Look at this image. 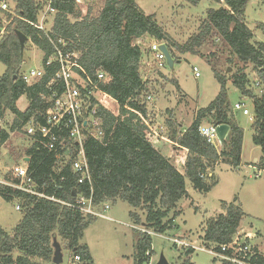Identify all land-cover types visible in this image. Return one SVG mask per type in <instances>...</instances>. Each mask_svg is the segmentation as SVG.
I'll return each instance as SVG.
<instances>
[{
    "label": "trees",
    "instance_id": "trees-1",
    "mask_svg": "<svg viewBox=\"0 0 264 264\" xmlns=\"http://www.w3.org/2000/svg\"><path fill=\"white\" fill-rule=\"evenodd\" d=\"M11 1L15 12L23 19L36 20L41 6H36L32 0ZM185 1L192 6L207 1L220 7L207 8L197 33L184 44H178L158 24L154 15L144 13L136 0H101L95 14L89 5L82 17L74 1L53 0L56 14L52 33L71 41L69 49L80 53L79 62L88 75L103 72L106 79L99 88L117 103L118 109L114 114L99 106L97 116L102 119L103 137L101 140L87 137L84 141L90 184L77 183L71 169L74 153L71 159L61 163L57 158L60 152L49 153L36 144L26 150L31 188L43 197L0 185V197L8 203L17 201L21 209V219L10 232L0 226V264H51L53 240L64 244L76 264H93L90 250L81 240L96 217L67 206L75 204L80 195L91 197L96 210L107 203H126L131 208L129 218L132 224L142 230L156 234L175 231V220L181 214L179 202L188 197L186 179L193 189L207 192V170L221 162L240 165L243 131L232 118L226 96L230 80L222 72L213 69L219 92L206 108L197 111L189 127L182 129L178 122L167 118L162 123V137L165 139L162 140L154 136L143 122L142 118L151 120L146 101L150 88L141 78L142 49L136 41L145 36L164 43L174 59L177 53L200 55L199 48L214 37L228 46L231 56L228 63L236 60L243 64L232 75L231 83L241 96L251 100L254 116L252 142L261 150L255 167L264 171V43L252 41L253 33L245 22L250 0ZM70 17L76 20L72 22ZM17 31L46 56L51 50L41 32L21 20L14 21V27L0 48V63L5 67L0 76V121L6 113L13 116L9 130H0V147L7 142L10 133L22 131L29 120L38 119L44 112L46 103L40 95H48L45 86L54 73L53 68L47 70L46 75L31 86L21 81L18 68L23 57L15 34ZM248 64L253 66L257 75L258 87L249 81L244 71ZM173 84L179 91L175 80ZM255 89H258L257 93ZM23 96L28 105L21 111L17 102ZM204 123L229 127L219 150L200 136L198 128ZM151 124L155 127L153 122ZM168 143L175 146L176 154L184 158L182 171L162 154ZM244 216L239 203L225 205L224 214L205 222L200 240L205 245L230 242ZM135 232L134 264H143L148 260L145 254L148 252L151 256L152 253L151 237L137 229ZM183 249L185 256L194 252L190 248ZM262 255L260 264H264L263 252ZM182 264L190 263L186 259Z\"/></svg>",
    "mask_w": 264,
    "mask_h": 264
},
{
    "label": "rangeland",
    "instance_id": "rangeland-1",
    "mask_svg": "<svg viewBox=\"0 0 264 264\" xmlns=\"http://www.w3.org/2000/svg\"><path fill=\"white\" fill-rule=\"evenodd\" d=\"M78 1L77 9L82 17L86 14L89 5L93 7L95 14L101 0ZM137 1L148 15L155 16L158 24L167 33H171L173 37L169 36L178 44H184L197 33L201 21L206 17L207 8L220 7L215 3H210L208 7H204V3L192 6L185 0ZM9 2L14 10V3L11 0ZM2 19L4 22H9L10 18L2 17ZM69 19L72 22L76 20L74 17ZM14 21H11L9 25V32L14 27ZM245 22L253 33L252 41L264 43V0L250 1L246 7ZM154 41L145 36L139 44L143 51L141 78L150 88L151 100L146 101L153 125L171 118L178 122L182 129L189 127L197 111L206 108L219 92V84L213 73L215 69L230 80L227 82L226 96L232 118L243 131V140L239 166L221 162L215 164L213 169L207 170L208 178L205 180V184L209 186L207 192L193 189L186 179L185 187L188 197L179 202L181 214L175 220L177 230L166 233L167 239L150 236L152 253L149 264H156L161 256L168 264H182L186 259L190 264H221L208 253L199 250H194L192 254L185 256L184 249L173 244L169 238H178L194 246H202L200 238L205 229V222L218 214H224L225 205L232 203H239L245 214L239 226V233L241 236L249 234L252 237L250 243L264 253V171L255 167L261 156V150L252 142L253 129L250 117L244 116L241 111L233 110L235 103H242L249 113L253 114L251 100L241 96L231 83L232 75L236 69L243 67V64L236 60L231 64L228 63V59L231 58L228 46L214 37L199 48L200 55L185 54L182 57L177 53L175 59L173 58L175 63L172 69L166 66L156 70L153 56L148 50ZM41 55L36 46L30 41L26 42L18 69L26 72L39 67L42 61ZM193 67L199 71L200 75L197 78L193 74ZM244 68L249 81L254 85L257 75L253 71V66L248 64ZM4 71L5 67L0 63V76ZM173 80L177 82L179 91L173 84ZM254 92L257 93L258 89ZM106 102L112 113L117 112V105L114 102L109 99ZM17 107L22 111L26 109L27 99L24 96L17 102ZM12 119L13 116L6 113L0 121V130H9ZM32 143L24 129L9 134L7 142L0 147V178L14 180L11 169L14 166L26 167L27 162L23 159ZM173 148L175 146L169 144L162 149V154L170 156L178 170L182 171L184 158H181V154H176ZM220 148L221 145L216 149ZM66 161L67 159L64 158L61 163ZM17 204H19L17 201L8 203L0 197V226L6 232H10L21 219V212L15 210ZM107 205L108 209L102 205L95 210L98 215L84 231L81 242L88 246L93 264H134V245L137 238L135 229L140 230V228L135 227L129 218L131 208L122 201L107 203ZM60 245L63 264H76L70 253L65 250L64 244Z\"/></svg>",
    "mask_w": 264,
    "mask_h": 264
},
{
    "label": "built area",
    "instance_id": "built-area-1",
    "mask_svg": "<svg viewBox=\"0 0 264 264\" xmlns=\"http://www.w3.org/2000/svg\"><path fill=\"white\" fill-rule=\"evenodd\" d=\"M9 1L0 0V48L9 34L8 29L11 21L18 19L41 32L51 49L48 56L40 50L42 61L39 67L26 72L19 70L21 81L25 85L31 86L40 81L46 75L47 70L54 69L50 81L45 86L48 95H40L41 100L46 103L44 112L40 114L38 119L32 118L29 120L23 129L27 137L33 142L32 145L36 144L43 147L49 153L60 152L57 158L61 161L64 158L71 159V154L74 153L71 169L76 175L77 183L79 185L90 184L91 176L84 154V141L87 137L96 140H101L103 137L102 119L97 116L98 107L102 106L112 111L106 102L107 99L117 105L112 98L99 88V85L106 78L101 71H97L94 76L88 75L79 62L80 53L69 49L71 48V41L52 33L54 15L56 14V9L52 6L53 0H32L36 6H41L34 22L23 19L15 12V9L12 10ZM72 1L78 5V0ZM2 17H9V22H4ZM28 41L30 40L28 39ZM162 44L154 41L148 49L153 56V64L156 70H161L167 66L165 56L159 49ZM193 74L196 78L200 75L196 67H193ZM254 86L258 87L259 82L256 81ZM146 100H151V97L148 96ZM233 110L241 111L244 116H249L250 120H254L253 114H250L242 103H235ZM142 120L154 136L165 140L162 137V127L155 128L151 126V121L148 118H142ZM216 127L207 124L198 128L200 136L204 138L207 144L215 148L219 146ZM11 175L14 180L0 178V185L43 197L42 194L31 188L32 178L27 172V167L14 166L11 169ZM67 206L87 215L95 217L98 215V212H95L96 209L92 206L91 197L86 198L80 195L75 204H67ZM103 207L105 209L109 208L107 204ZM15 210H21L18 204L15 206ZM140 231L151 237L168 238L166 234H156L142 229ZM169 239L181 248L206 252L221 264H260V257L263 256L262 252L250 243L252 237L249 234L241 236L239 231L230 242L221 245H205L202 243V246H194L178 238ZM145 257L148 260L144 261L143 264H149L151 256L148 252Z\"/></svg>",
    "mask_w": 264,
    "mask_h": 264
},
{
    "label": "water",
    "instance_id": "water-1",
    "mask_svg": "<svg viewBox=\"0 0 264 264\" xmlns=\"http://www.w3.org/2000/svg\"><path fill=\"white\" fill-rule=\"evenodd\" d=\"M15 34L20 44V50L21 52H23L25 43L28 42V38L24 34L18 31L15 32ZM159 49L165 56L167 67L172 69L175 61L171 57L170 52L168 51L166 45L164 44L160 45ZM228 133H229V127L227 125H219L216 127V136L219 145H222L224 143ZM25 160L28 162V159ZM52 247H53V255L51 259V264H63V253L60 244L56 242V240H53ZM156 264H168V262L163 256H161Z\"/></svg>",
    "mask_w": 264,
    "mask_h": 264
},
{
    "label": "crops",
    "instance_id": "crops-1",
    "mask_svg": "<svg viewBox=\"0 0 264 264\" xmlns=\"http://www.w3.org/2000/svg\"><path fill=\"white\" fill-rule=\"evenodd\" d=\"M251 1V0H250ZM250 1H249V3H250ZM136 3L138 4V6L143 10V8H142V6H141V4H139L138 3V1L136 0ZM202 3H204V7H208V5L210 4V2H207V1H204V2H202ZM248 3V4H249ZM144 11V10H143ZM144 13L145 14H147L145 11H144ZM168 34L171 36V37H173L172 35H171V33H169L168 32ZM142 41H143V38H141V39H139V40H137L136 41V44H140V43H142ZM142 54H143V51H142ZM182 57H184V55H182ZM28 105V104H27ZM27 108V107H26ZM117 109H118V106H117ZM155 109L157 110V108L155 107ZM20 110V109H19ZM22 111V110H21ZM24 111V110H23ZM115 111H113V113H114ZM117 112H115V114H116ZM151 121V120H150ZM250 122H251V124L254 122V120H250ZM162 123L163 122H161V123H158V122H156V124H155V127H162ZM205 124V123H204ZM204 124H202V125H204ZM208 124V123H207ZM252 126V125H251ZM253 134H254V131H253ZM253 136V135H252ZM170 143H168V145H169ZM161 146H163V145H160V147ZM164 155V154H163ZM164 156H166V155H164ZM166 157H169L170 158V156H166ZM25 159H28V162L25 160ZM24 161H26L27 162V164L29 163V158L27 157H25L24 159H23ZM27 164H26V167H27ZM168 236V235H167Z\"/></svg>",
    "mask_w": 264,
    "mask_h": 264
}]
</instances>
